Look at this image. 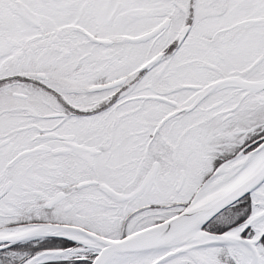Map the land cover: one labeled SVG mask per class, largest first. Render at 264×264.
I'll return each instance as SVG.
<instances>
[{"label":"snow or ice","instance_id":"obj_1","mask_svg":"<svg viewBox=\"0 0 264 264\" xmlns=\"http://www.w3.org/2000/svg\"><path fill=\"white\" fill-rule=\"evenodd\" d=\"M0 264H264V0H0Z\"/></svg>","mask_w":264,"mask_h":264}]
</instances>
